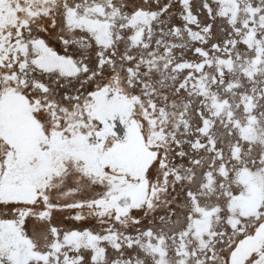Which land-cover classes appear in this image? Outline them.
Masks as SVG:
<instances>
[{
    "label": "snow or ice",
    "instance_id": "snow-or-ice-1",
    "mask_svg": "<svg viewBox=\"0 0 264 264\" xmlns=\"http://www.w3.org/2000/svg\"><path fill=\"white\" fill-rule=\"evenodd\" d=\"M0 264H264V0H0Z\"/></svg>",
    "mask_w": 264,
    "mask_h": 264
}]
</instances>
